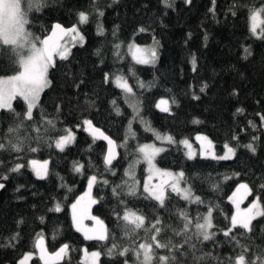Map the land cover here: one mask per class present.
<instances>
[{
	"label": "trees",
	"instance_id": "16d2710c",
	"mask_svg": "<svg viewBox=\"0 0 264 264\" xmlns=\"http://www.w3.org/2000/svg\"><path fill=\"white\" fill-rule=\"evenodd\" d=\"M172 2L173 6L166 8L162 0H45L40 11L33 9L29 13L28 30L40 38L54 22L69 28L78 24L81 11L89 14V22L78 24L84 36L82 46H72L67 60L57 58L55 67L49 68L51 83L41 92L33 119H25V126L18 133L22 151L0 150V176H8L6 181L0 180L5 184L0 189V264H16L17 258L29 251L34 253L29 264H43L33 248L37 234L43 235L49 252L69 245L68 254L58 264H85L81 259L84 249L100 251L99 264H140L143 256L141 253V259H137L136 249L146 237L155 234L154 224L161 228L160 242L184 244L185 237L175 234L184 224L179 213L187 212L194 225L195 218L206 214L209 206H214L210 229L215 233L213 239H193L195 248L185 244L177 256L179 264H229L245 249L247 261L257 256L264 258V217L252 221L250 232L237 227L228 237L223 234L231 227L233 206L229 194L238 182L250 189L245 203L256 197L264 208V122L260 118L264 115V41L256 39L249 30V9L260 7L261 0H216L214 13L209 11L212 0ZM97 9L104 12L102 17ZM98 24L104 28L103 35L97 34ZM152 41L158 53L155 63H136L128 52L130 43ZM245 47L251 49L247 59L243 58ZM9 54L10 46L0 47V75L17 71L18 66L10 62ZM117 75L127 79L134 91L132 95L136 92L133 96L140 105L139 117L133 113L129 95H124L113 82ZM205 84L207 87L201 92ZM194 95L199 99H194ZM160 96L169 100V113L155 107ZM173 99L176 103H171ZM12 104L16 112L26 111L21 98L17 97ZM116 107L120 109L119 115ZM237 108H243V114H238ZM140 117L149 121L153 129L175 139L203 133L212 139L218 152L225 143L236 147V155L230 160L201 155L188 159L175 140L177 143H167V151L156 157L158 166L183 171V183L191 186L194 195L204 203H189L171 190L166 192L164 207L143 198L145 169L137 146L155 142V136L146 130ZM84 119L92 120L94 126L116 141L118 155L112 171L106 170L103 163L105 142H93L92 136L83 130ZM47 120L54 122V129L46 124ZM12 125V115L0 109V142H7ZM64 129H71L76 139L60 151L55 147V139ZM233 136L238 140H233ZM248 143L256 147L255 154L244 147ZM31 148L37 151L32 152ZM33 159H47L46 179L34 175L29 164ZM137 160V196H128L126 188L120 198L114 196L112 188L129 179L124 173ZM74 162L84 165L81 173L73 170ZM16 163L24 167L11 172ZM94 174L101 181H109L108 185L97 183L92 188L98 202L90 208L91 214L104 222L109 236L105 241L86 240L72 224V201ZM57 203L62 210L50 211ZM125 211L143 215L144 226L130 231L132 226L122 219ZM16 233L19 239L12 241L15 247H6ZM113 244L118 246L117 250L128 248L129 252L119 256L114 250V255H107ZM153 252V264H157L160 255L171 254L168 249L154 248Z\"/></svg>",
	"mask_w": 264,
	"mask_h": 264
},
{
	"label": "snow or ice",
	"instance_id": "6c2138e0",
	"mask_svg": "<svg viewBox=\"0 0 264 264\" xmlns=\"http://www.w3.org/2000/svg\"><path fill=\"white\" fill-rule=\"evenodd\" d=\"M186 3H191V0H185ZM162 3L166 8L172 7V0H162ZM216 0H212L213 7L209 9L211 12H215ZM45 6V0H0V47L10 46L9 60L10 62L18 66L16 74L0 77V109L7 110L13 117V125L8 128L7 142H0V150H13L16 152L22 151V141L20 135H18L19 130L23 128L24 120L27 119L31 121L33 119V110L37 107L41 92L49 87L51 81L48 78L49 68L55 67V58L59 57L60 60H67L70 55L71 46L79 43L83 44L84 36L81 33L77 25H73L70 28H65L60 23H56L51 28V34L46 38L41 39L35 36L31 31L28 30V25L30 23L29 13L35 9L40 11ZM98 11L99 16H103V11ZM233 15L236 14L235 11L232 12ZM249 20H250V32L251 35L256 39L264 41V0H261L260 7H252L249 9ZM89 22V14L85 11L78 13V24L84 25ZM143 31V29H141ZM97 34L103 35L104 28L102 25H97ZM67 40V42H65ZM119 48V45H116ZM129 51L132 54L133 60L138 64H154L158 58V53L156 47L151 48H141L139 46H130ZM244 59H247L251 55L250 47H245ZM97 55H100L99 50H97ZM193 69L195 70L196 60L195 57L192 58ZM108 75L105 74V82L108 81ZM114 83L116 87L120 88L125 94H132L133 89L129 86L127 79L123 76L117 75L115 77ZM141 87L144 85L141 83ZM207 85L205 84L200 88L203 92ZM17 97L21 98L26 104V111L22 114L16 112L13 108V100ZM194 99H199L198 96H193ZM171 103H175L172 100ZM112 104L115 105L116 101L113 100ZM155 107L161 112L169 113L170 103L167 99H160L159 102L155 104ZM133 109L137 116H140L139 106L133 105ZM116 113L120 114L119 107L115 108ZM236 112L238 114H243V108H237ZM261 121L264 122V115H261ZM140 122L145 125L146 130L151 131L157 140L161 143L167 142L168 144L177 143L171 135L161 134L157 130L151 127L149 121L144 120L140 117ZM194 123H199V121H193ZM46 124L51 128H55V124L52 120H47ZM252 127L256 125L249 121ZM83 130L88 132L93 138V142L96 140H103L107 142V151L103 157V163L108 171H112L113 160L116 159L118 153L116 151L117 144L111 137L106 135L100 128L95 127L92 120L84 119L82 122ZM81 127V125H77ZM39 132V128L36 129ZM131 124H129V132L131 133ZM134 135V134H133ZM76 139L75 133L71 129H64L63 134L59 135V138L55 140V147L60 151L74 143ZM233 140H238L237 136L232 137ZM253 139H257L253 137ZM196 140L200 142L199 154L205 158H211L214 160H230L236 155V147L230 146L229 143L223 145L224 152L223 155H217L214 150L213 142L206 136L197 135ZM187 149L186 155L188 159H194L195 153L192 149L191 143L185 139L179 141ZM251 153L255 154L257 149L253 143H248L244 145ZM32 152L37 151V148H31ZM137 151L142 158V161L148 165V180L143 184V194L144 199H150L158 202L160 207H164L166 200L165 187L169 185L171 187V192L176 193L182 199L188 201L189 203L201 204L204 203L199 196L194 195L191 186L187 188H181V182H186L185 173L183 171L173 173L168 170H162L156 166L155 160L158 155L167 151L164 147H158L155 144H145L138 145ZM140 160L135 161L133 164L129 165L128 170L125 171L124 175L129 179L125 180L123 185H117L112 188V193L114 196L120 198L122 195V190L126 188V194L128 196H137L138 194V181L135 178L134 166L139 163ZM30 167L35 174L37 179H46L49 174L48 161H37L35 159L29 162ZM24 165L16 163L14 167L10 169L11 172H19ZM84 169V165L74 162L73 170L76 173H81ZM115 175V172H112ZM158 175L161 178V182L156 185H152L150 182L153 179V175ZM8 179L7 175L0 176V180L6 181ZM227 179V177H226ZM88 180V191L77 198L76 202L71 205L72 209V223L78 232H83L84 238L86 240H97L105 241L109 238L108 231L104 226V222L97 217L90 215V208L93 204L98 201L94 199L91 195L92 188L97 183H102L108 185L109 181L107 179L99 180L97 175H91L87 178ZM129 180L131 183H129ZM264 187V185H262ZM5 188V184L0 182V189ZM19 190V189H17ZM243 190V191H241ZM250 194V189L247 184H240L233 193V196L229 199L236 206V212L231 216V227L224 231V236L228 237L234 228H242L250 232L252 221L257 217H264V208L261 207L259 198H257L253 203L244 210L240 209V203ZM124 203L122 199L119 201ZM61 205L57 203L54 208L50 211L60 212ZM214 206H209L206 214L198 215L195 218V223L189 218L187 212H181L184 219L183 228L180 231H175L178 236H184V244L173 245L170 241L167 243L160 242L158 239L161 228L153 225L155 234L146 237L144 243L139 244L136 249V256H143L140 264H153L154 252L153 249H168L171 253L170 255H160L157 259V264H179L177 256L181 254V250L184 249L185 244L190 245V247L195 248V244H192L193 239L203 241H209L213 239L215 233L210 232L213 228L212 223V213ZM85 219H92L95 221V226L92 228H85L83 221ZM122 219L131 225L130 231H136L144 226L145 218L143 215H137L135 212L125 211ZM41 222H43V217H41ZM22 223V221H21ZM159 224V220L156 221ZM194 228V231L192 230ZM151 231V230H149ZM19 233L10 237V242L6 247H15L12 241H18ZM33 248L38 252L39 260L43 264H58L59 261L64 259L68 254L69 245H62L58 251L55 253H49L45 247L44 237L42 234H37V237L33 243ZM118 246L113 244L111 248L107 250V255L112 256L118 254L119 256H126L129 252L128 248L123 250H117ZM246 251L241 252L235 257V260H230L229 264H264V258L257 256L252 261L246 260ZM33 251L23 253L21 258L18 259L17 264H29V261L33 259ZM85 264H99V259L102 255L100 251H93L88 253L87 249L84 250ZM194 259H202V257H195ZM127 264V261H125Z\"/></svg>",
	"mask_w": 264,
	"mask_h": 264
},
{
	"label": "rangeland",
	"instance_id": "374dc122",
	"mask_svg": "<svg viewBox=\"0 0 264 264\" xmlns=\"http://www.w3.org/2000/svg\"><path fill=\"white\" fill-rule=\"evenodd\" d=\"M74 25H77V26H78L77 23H74ZM78 27H79V26H78ZM65 42H67V40H66ZM77 44H79V43H77ZM75 45H76V44H75ZM130 46H139V47H141V48H151V47H156V43H155V41H152V42H150V43H148V44L130 43L129 47H130ZM69 47H70V48L72 47L71 44H69ZM129 47H128V52H129V54H130L131 57H132V54H131V52L129 51ZM57 58H59V57H56V58H55V61H56ZM132 59H133V58H132ZM134 61H135V60H134ZM14 74H16V72L13 73V74H8V75H0V77L10 76V75H14ZM114 80H115V79H113V82H114ZM128 95H129V94H128ZM128 98H129L128 100L130 101V104H131V106H132V109H133V105H138V106H139L138 102H136V98H135L132 94H130V95L128 96ZM161 98L165 99L164 97H160V98L157 100V102H159V100H160ZM134 101H135V102H134ZM157 102H156V103H157ZM133 113H134V115L136 114V112H134V109H133ZM166 135H169V134H166ZM197 135L206 136V137H208V139H210V140L212 141V139H211L209 136H207L206 134H203V133H195V134H193L191 137H181V138H179V139H175L174 137H173V138H174V140H177L178 142L187 139V140L191 143V145H192V149H193V151H194V153H195V156H196V155H200V154H199L200 142L196 140ZM58 138H59V136H58L56 139H58ZM56 139H55V140H56ZM212 142H213V141H212ZM145 144H155V145L158 146V147H165V145L167 144V142L161 143V141L157 140L156 137H155V142H146V143H143L142 145H145ZM180 145L183 147V150H184V152H185V154H186L187 149L184 147L183 144H180ZM213 145H214V142H213ZM214 150H215V152H216L217 155H223L224 148H223L222 151L218 152V151L216 150V148H215V145H214ZM36 160H37V159H36ZM37 161H41V162H43V161H47V159H38ZM155 163H156V161H155ZM156 166H157L158 168L162 169V170H168V171H171V172H173V173H177V174H178L179 172H181L180 170H173V169H169V168H163V167H160V166L157 165V163H156ZM144 169H145V175H144V178H143V181H142V188H143V184L148 180V176H149L148 165H147L145 162H144ZM34 175H35V174H34ZM90 176H91V175H90ZM160 182H161V178H160L158 175H155V174H154V175H153V179L151 180L150 183H151L152 185H156V184H159ZM242 183H243V182L241 181L240 183L238 182L237 184H235L234 188L232 189V191H231L230 194H229V198L233 196V193L236 192V189H237L238 186H239L240 184H242ZM243 184H245V183H243ZM180 186H181V188H187V187H189L187 184H184L183 181L181 182V185H180ZM167 190H171L170 183H169V185H166V187H165V192H167ZM87 191H88V180H86V183H85V186H84L83 190L77 194V196H76V197L74 198V200L72 201V204L76 202L77 198H79L80 196H83ZM241 191H243V190H241ZM91 195H92V193H91ZM92 197H93V195H92ZM246 198H247V196H246ZM246 198H245V199H246ZM245 199L240 203V209H241V210L247 209V208L253 203V201H255L257 198H256V197H252V198H250L249 200H247L246 203H245ZM229 200H230V199H229ZM230 202L232 203L231 200H230ZM232 206H233V212H232V213L234 214V213L236 212V206H235L233 203H232ZM71 213H72V209H71ZM90 215L93 216V214H91V209H90ZM94 217H96V216H94ZM72 224H73V223H72ZM83 225H84L85 228H92V226H95V221H93L92 219H85V220L83 221ZM104 226H105V225H104ZM73 227L75 228L74 225H73ZM75 229H76V228H75ZM81 233H83V232H81ZM84 250H85V249H84ZM84 250H83V252H82L81 259H82V261L85 263ZM87 251H88V253H91V252H93V251H95V250H87ZM25 253H26V252H25ZM19 258H21V256H20ZM19 258H17V260H16V264H17V261H18ZM29 262H30V261H29Z\"/></svg>",
	"mask_w": 264,
	"mask_h": 264
},
{
	"label": "water",
	"instance_id": "95a60500",
	"mask_svg": "<svg viewBox=\"0 0 264 264\" xmlns=\"http://www.w3.org/2000/svg\"><path fill=\"white\" fill-rule=\"evenodd\" d=\"M56 23H59V22H54L52 25H51V27H50V30L48 31V33L46 34V35H44L43 37H42V39L43 38H46L47 36H49L50 34H51V28H52V26L54 25V24H56ZM61 24V23H60ZM62 25V24H61ZM65 27V26H64ZM65 28H69V27H65ZM96 127V126H95ZM102 131V130H101ZM105 133V132H104ZM106 134V133H105ZM107 135V134H106ZM103 141V140H102ZM105 142V144H106V148H105V154H106V151H107V142L106 141H104ZM116 151H117V149H116ZM61 247V246H60ZM59 247V248H60ZM59 248H57L55 251H53V252H49L48 250V252L49 253H55L56 251H58L59 250ZM47 249V248H46ZM38 253V252H37ZM63 260V259H62ZM61 260V261H62ZM42 262V261H41ZM60 262V261H59ZM43 263V262H42Z\"/></svg>",
	"mask_w": 264,
	"mask_h": 264
},
{
	"label": "bare ground",
	"instance_id": "6f19581e",
	"mask_svg": "<svg viewBox=\"0 0 264 264\" xmlns=\"http://www.w3.org/2000/svg\"><path fill=\"white\" fill-rule=\"evenodd\" d=\"M55 21H56V20H55ZM111 79H112V78H111ZM135 89H136V88H135ZM157 90H158V89H157ZM133 92H134V91H133ZM123 93H124V92H123ZM135 94H136V92H135ZM135 94H133V95H135ZM146 94H147V93H146ZM124 95H125V93H124ZM124 95H123V96H124ZM129 95H130V94H129ZM137 96H138V95H137ZM141 97H142V96H141ZM144 97H145V96H144ZM160 97H161V96H160ZM172 97H173V96H172ZM124 98H125V97H124ZM122 99H123V97H122ZM141 99H142V98H141ZM156 99H157V98H156ZM173 100H174V99H173ZM175 100H176V99H175ZM127 101H128V100H127ZM128 102H129V101H128ZM134 102H135V101H134ZM136 102H137V99H136ZM138 103H139V102H138ZM140 103H141V101H140ZM175 103H176V102H175ZM130 105H131V104H130ZM139 106H140V105H139ZM120 107H121V106H120ZM20 112H21V110H20ZM134 112H135V111H134ZM126 121H127V120H126ZM128 123H129V122H128ZM124 124H125V123H124ZM124 127H125V125H124ZM55 136H56V135H55ZM181 151H182V150H181ZM181 154H182V153H181ZM127 163H128V162H127ZM140 174H141V173H140ZM121 182H122V181H121ZM139 184H140V183H139ZM137 188H138V187H137ZM133 251H134V250H133ZM133 256H134V255H133ZM137 259H138V258H137ZM140 259H141V258H140ZM140 259H139V260H140ZM134 260H135V258H134ZM139 260H138V261H139ZM135 261H136V260H135ZM135 261H134V262H135ZM139 263H140V262H139Z\"/></svg>",
	"mask_w": 264,
	"mask_h": 264
}]
</instances>
